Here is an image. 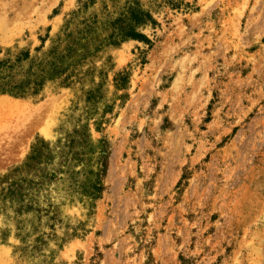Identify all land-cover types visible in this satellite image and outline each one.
Returning a JSON list of instances; mask_svg holds the SVG:
<instances>
[{"label":"rangeland","instance_id":"rangeland-1","mask_svg":"<svg viewBox=\"0 0 264 264\" xmlns=\"http://www.w3.org/2000/svg\"><path fill=\"white\" fill-rule=\"evenodd\" d=\"M0 264H264V0H0Z\"/></svg>","mask_w":264,"mask_h":264},{"label":"trees","instance_id":"trees-1","mask_svg":"<svg viewBox=\"0 0 264 264\" xmlns=\"http://www.w3.org/2000/svg\"><path fill=\"white\" fill-rule=\"evenodd\" d=\"M50 64H52V63H50ZM52 71H53V68H51L49 70L43 69L41 71V74L35 76V80L33 82L34 85H35V87H41V86H43V83L49 77V75H50V73ZM22 85H24V84H22ZM22 85H20V86H14V88H13L14 90L20 91L21 92L20 95H23L25 93V89H26L25 88L26 86H22ZM27 85H29V84H27Z\"/></svg>","mask_w":264,"mask_h":264},{"label":"bare ground","instance_id":"bare-ground-1","mask_svg":"<svg viewBox=\"0 0 264 264\" xmlns=\"http://www.w3.org/2000/svg\"><path fill=\"white\" fill-rule=\"evenodd\" d=\"M40 122H41V120H40ZM40 122H39V123H40ZM37 123H38V122H37Z\"/></svg>","mask_w":264,"mask_h":264}]
</instances>
